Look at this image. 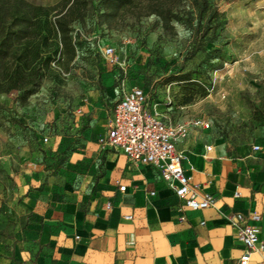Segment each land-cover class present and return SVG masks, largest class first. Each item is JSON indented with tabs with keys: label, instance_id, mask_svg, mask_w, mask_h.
Listing matches in <instances>:
<instances>
[{
	"label": "crops",
	"instance_id": "obj_1",
	"mask_svg": "<svg viewBox=\"0 0 264 264\" xmlns=\"http://www.w3.org/2000/svg\"><path fill=\"white\" fill-rule=\"evenodd\" d=\"M106 67L100 92L81 104L80 145L45 166L62 149L56 137L44 138L47 162H25L15 173L12 199L0 211V264H239L242 247L228 221L235 212L256 226L263 244L246 264H264V132L234 143L210 131L203 116L155 109L169 121L209 123L190 127L174 144L184 174L198 185L197 198H214L211 206L191 210L155 168L134 167L120 150L98 146L123 88Z\"/></svg>",
	"mask_w": 264,
	"mask_h": 264
},
{
	"label": "rangeland",
	"instance_id": "obj_2",
	"mask_svg": "<svg viewBox=\"0 0 264 264\" xmlns=\"http://www.w3.org/2000/svg\"><path fill=\"white\" fill-rule=\"evenodd\" d=\"M26 1L46 6L58 0ZM206 3L198 13L195 1L185 0L172 33L161 31L152 17L127 19L122 29L93 26L90 34L76 29L83 38L75 37V58L67 71L57 70L56 81L43 82L24 105L12 94L0 95V211L12 199L15 173L25 162H47L44 138L56 137L62 149L45 166L61 163L64 151L80 145L86 124L80 108L91 92H100L104 46L114 49L121 66L109 67L117 84L141 87L153 109L171 117L203 116L210 131L234 143L264 132V0ZM183 73L206 94L181 105L183 84L168 78Z\"/></svg>",
	"mask_w": 264,
	"mask_h": 264
},
{
	"label": "trees",
	"instance_id": "obj_3",
	"mask_svg": "<svg viewBox=\"0 0 264 264\" xmlns=\"http://www.w3.org/2000/svg\"><path fill=\"white\" fill-rule=\"evenodd\" d=\"M184 1L97 0L94 7V0H58L46 6L26 0H0V95L12 94L13 101L24 105L43 82L56 81L57 70L67 71L75 58V37L83 38L76 29L86 34L93 26L122 29L127 19L137 22L152 17L161 31L172 33L171 23ZM194 1L198 13L207 9L206 0ZM168 81L183 84L181 105L206 94L204 86L187 73L170 76Z\"/></svg>",
	"mask_w": 264,
	"mask_h": 264
},
{
	"label": "built area",
	"instance_id": "obj_4",
	"mask_svg": "<svg viewBox=\"0 0 264 264\" xmlns=\"http://www.w3.org/2000/svg\"><path fill=\"white\" fill-rule=\"evenodd\" d=\"M101 56L104 64L121 67L111 46H104ZM111 114L106 132L97 138L100 148L120 150L134 167L149 165L155 168L166 186L191 210L203 209L213 204V195L209 193L197 198L195 190L198 185L189 182L184 174L181 154L174 146L186 136L190 127L206 129L209 127L208 121L201 117L169 121L148 104L146 92L136 86L122 88L119 98L112 106ZM205 149L208 151L210 147L206 146ZM252 149L257 150L258 146L253 145ZM118 189L124 190V185H119ZM149 194L152 195L153 192ZM237 195L235 192L234 196ZM124 218L129 219L130 216L125 215ZM248 218L256 221L259 217L251 214ZM178 219L182 220L183 216L180 215ZM228 221L235 226L236 237L242 247L238 263L246 264L253 250L263 248L257 228L248 223L240 212L230 215Z\"/></svg>",
	"mask_w": 264,
	"mask_h": 264
}]
</instances>
